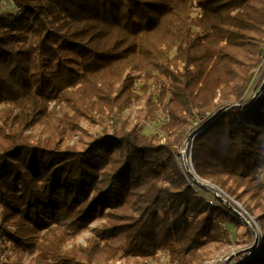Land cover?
Returning <instances> with one entry per match:
<instances>
[{
    "label": "trees",
    "instance_id": "16d2710c",
    "mask_svg": "<svg viewBox=\"0 0 264 264\" xmlns=\"http://www.w3.org/2000/svg\"><path fill=\"white\" fill-rule=\"evenodd\" d=\"M13 2L0 11L1 241L31 264H205L243 222L217 191L196 193L177 161L198 121L192 167L254 201L263 237L237 264H264V83L243 104L264 0ZM142 99L159 132L123 115Z\"/></svg>",
    "mask_w": 264,
    "mask_h": 264
},
{
    "label": "rangeland",
    "instance_id": "374dc122",
    "mask_svg": "<svg viewBox=\"0 0 264 264\" xmlns=\"http://www.w3.org/2000/svg\"><path fill=\"white\" fill-rule=\"evenodd\" d=\"M1 10H13V7L7 0H0V11ZM262 73L263 72H261V68H260L258 70V72L255 74V80L253 81V85L249 88L247 95L250 92H253L255 90L257 84L260 82V80L262 78ZM152 83L154 84V82H151L150 85H153ZM150 85H149V88H150ZM149 90L151 91V93H154V90H152V87ZM139 93H141V92H139ZM144 107H145V101H144V99H142L139 102L131 103L130 106L127 107L126 109H124L122 113L130 121L131 124H137L138 126L141 125V127L145 133L159 132L160 131V122L157 120V118L155 120H149V119H144V118L140 117L144 111ZM159 118H161V117H159ZM194 123H195V121H193L191 123V125H193ZM104 124H105V126H108L106 123H104ZM80 125L82 126V129L84 131H87V129L89 130V132H94V131L100 130V123H96V122L90 123L88 120L83 121ZM191 128H192V126H191ZM42 130H43L42 126L37 125L31 132L33 133V135L35 137H38L43 133ZM188 134H187V136H188ZM76 140H77V136H75L70 141V144L74 143ZM180 147H182V142L174 145L173 150H174L175 155L177 153L179 154L180 151L182 150V149L179 150ZM184 157H185L184 155H180L179 159H178V157L176 156L177 161L180 162L181 164L183 163ZM196 193H199V192H196ZM229 197L232 199L231 203L235 206H238L240 209L241 208L244 209L246 203L251 205L252 207H254L253 206L254 201L250 200L247 196H245L243 198L242 202L235 200V198H233L231 196H229ZM251 213L253 214L251 216H253L254 220L258 224L256 218L254 217L258 213L257 208L254 207L252 209ZM0 219H1V214H0ZM102 222H103L102 220H96V221L92 222L89 225L88 229L83 231L80 235H78L74 239V243L78 244V245H85L86 240L92 236V228L101 224ZM226 227L229 230V237H230L231 241H230V243L224 245L221 249H219L218 251L213 253V255L225 253L227 251H230V249L233 247H238V246L244 245L245 242L248 241V240H246V238L248 236V231H247V228H246L244 223L239 227H236L233 224L232 225L227 224ZM70 245L71 244H69L68 246H70ZM30 258H31L30 253H28L25 249L15 247L11 243L1 241V239H0V264H31V263H29Z\"/></svg>",
    "mask_w": 264,
    "mask_h": 264
},
{
    "label": "built area",
    "instance_id": "2783aa9c",
    "mask_svg": "<svg viewBox=\"0 0 264 264\" xmlns=\"http://www.w3.org/2000/svg\"><path fill=\"white\" fill-rule=\"evenodd\" d=\"M7 1L12 5L13 9H16L13 0H7ZM262 47H263V55L254 73L252 81L248 86L247 91L243 97V100L245 101L243 104L245 103L247 104L248 102L252 101L258 95L264 83V37L262 41ZM260 68H261V72H263L262 78L260 82L257 84L255 90L247 95L249 88L253 85V81L255 80V74L258 72ZM152 90H154V92L156 91L154 87H152ZM254 94L255 96L253 97ZM197 125H198V121L193 124L192 128L188 132L189 134L187 133L188 136L186 135V137L182 141V147L179 148V150L182 149L179 154L185 156L183 159V163L181 164L179 162L181 168L183 169L187 180L190 182L195 192H200L201 190H204V188L217 191L218 196L220 197V203H222L225 207L235 212L238 215L239 219L245 224L246 228L249 229L251 234V239L248 243H245L242 246L233 247L230 249V251H227L225 253L215 254L209 260H207L205 264H237L241 260L251 255L252 250L259 245L263 237V233L259 225L254 220L253 216L248 214L244 209L241 208L242 209L241 210L238 206L233 205L231 203L232 199L226 193L222 192L221 189H219L217 186L210 183L206 179L201 178L195 173L191 163V148H192V141L194 135L198 130ZM179 154L178 153L176 154L178 159L180 156ZM210 203L215 204V201L210 200ZM148 264H157V263L149 262Z\"/></svg>",
    "mask_w": 264,
    "mask_h": 264
},
{
    "label": "water",
    "instance_id": "95a60500",
    "mask_svg": "<svg viewBox=\"0 0 264 264\" xmlns=\"http://www.w3.org/2000/svg\"><path fill=\"white\" fill-rule=\"evenodd\" d=\"M255 96V94L253 95V97ZM234 106H240L239 104H231V105H229V106H226V107H224V108H222L221 110H224V109H227V108H230V107H234Z\"/></svg>",
    "mask_w": 264,
    "mask_h": 264
}]
</instances>
